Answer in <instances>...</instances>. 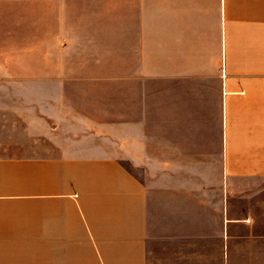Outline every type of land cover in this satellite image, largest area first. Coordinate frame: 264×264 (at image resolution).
I'll use <instances>...</instances> for the list:
<instances>
[{"label":"crops","instance_id":"crops-1","mask_svg":"<svg viewBox=\"0 0 264 264\" xmlns=\"http://www.w3.org/2000/svg\"><path fill=\"white\" fill-rule=\"evenodd\" d=\"M0 264H264V0H0Z\"/></svg>","mask_w":264,"mask_h":264},{"label":"rangeland","instance_id":"rangeland-1","mask_svg":"<svg viewBox=\"0 0 264 264\" xmlns=\"http://www.w3.org/2000/svg\"><path fill=\"white\" fill-rule=\"evenodd\" d=\"M143 18H142V15H141V13L139 12L138 13V20H142Z\"/></svg>","mask_w":264,"mask_h":264}]
</instances>
